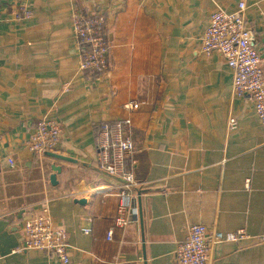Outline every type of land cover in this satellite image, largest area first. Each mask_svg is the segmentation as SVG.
Instances as JSON below:
<instances>
[{"label": "crops", "instance_id": "obj_1", "mask_svg": "<svg viewBox=\"0 0 264 264\" xmlns=\"http://www.w3.org/2000/svg\"><path fill=\"white\" fill-rule=\"evenodd\" d=\"M238 2L0 0V264H64L40 249L17 251L23 219L42 205L68 233L67 264H177L191 223L218 233L264 228V133L252 101L233 93L223 56L200 50L211 12ZM244 2L261 54L264 0ZM20 3L31 17L15 15ZM93 6L106 13L109 43L98 79L79 69L72 22ZM46 117L63 125L52 151L69 160L28 147ZM121 117L131 120L126 169L143 226L132 220L108 239L122 187L98 170L95 136L100 121ZM210 264H264V242L219 241Z\"/></svg>", "mask_w": 264, "mask_h": 264}, {"label": "built area", "instance_id": "obj_2", "mask_svg": "<svg viewBox=\"0 0 264 264\" xmlns=\"http://www.w3.org/2000/svg\"><path fill=\"white\" fill-rule=\"evenodd\" d=\"M244 0H239L235 10L215 8L208 18V23L201 36L200 50L209 56L220 53L232 69V91L236 96L248 97L253 103L259 125L264 133V71L261 66L259 50L252 42V29L244 17ZM28 5L20 3L15 15L19 18L31 17ZM73 34L79 52V69L90 77L98 79L108 69V37L106 13L99 6H93L85 12L72 15ZM126 109H136L138 101H127ZM233 122V119L230 120ZM131 125L129 117L114 120H102L97 124L95 146L98 167L120 176L127 184L114 194L118 203L112 221L107 230L110 239L114 227L125 228L132 220H138L136 182L126 169L127 159L134 144L128 133ZM63 132V125L56 117L41 119L34 132L27 140L28 147L37 153L52 151ZM10 163L12 158H8ZM22 241L17 251L40 249L54 254L67 264L68 233L56 225L47 209L42 205L36 211H30L21 225ZM85 233L89 229L83 230ZM253 238L254 242H264V228L255 235H250L244 228L218 233L208 232L202 223H191L187 232L175 250L177 264H210V253L219 241L238 242Z\"/></svg>", "mask_w": 264, "mask_h": 264}, {"label": "water", "instance_id": "obj_3", "mask_svg": "<svg viewBox=\"0 0 264 264\" xmlns=\"http://www.w3.org/2000/svg\"><path fill=\"white\" fill-rule=\"evenodd\" d=\"M261 42H263L264 44V37H262V40ZM261 57H264V48H263V51L262 53L260 54ZM46 155H49V156H52V157H55V158H59V159H63V160H69V157H66V156H63V155H60L58 153H55L53 151H46L44 152ZM99 171L115 178L118 182L120 183H123V184H127V181H125L124 179H122L120 176L118 175H115V174H112L108 171H105L104 169L100 168V167H97ZM51 169H52V173L50 174L49 176V180L52 184H55L56 183V180H55V172L59 171L60 170V166L58 165H52L51 166ZM135 190L137 191V193H140L137 186L134 187ZM79 202H84V199H79L78 200ZM137 213H138V220H139V223L141 225V227L143 226V219H142V210H141V198L138 194L137 196Z\"/></svg>", "mask_w": 264, "mask_h": 264}]
</instances>
